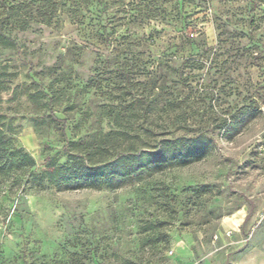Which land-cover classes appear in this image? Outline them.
<instances>
[{
	"label": "rangeland",
	"instance_id": "rangeland-1",
	"mask_svg": "<svg viewBox=\"0 0 264 264\" xmlns=\"http://www.w3.org/2000/svg\"><path fill=\"white\" fill-rule=\"evenodd\" d=\"M255 1L147 0L156 17L138 22L124 16L143 0H124L118 12L93 5L82 26L63 17L25 31L0 8L12 43L0 46V128L34 173L86 162L88 148L101 163L150 151L156 134L211 145L204 160L112 187L21 191L27 173L20 189L0 179V264H243L264 247V0Z\"/></svg>",
	"mask_w": 264,
	"mask_h": 264
},
{
	"label": "trees",
	"instance_id": "trees-1",
	"mask_svg": "<svg viewBox=\"0 0 264 264\" xmlns=\"http://www.w3.org/2000/svg\"><path fill=\"white\" fill-rule=\"evenodd\" d=\"M181 1L191 3L193 0ZM249 2L252 5L256 4L255 0H249ZM123 3L124 0H0V8L7 10L8 14L10 13L11 28L25 31L33 21L50 26L58 23L63 17L73 25L82 26L85 24L87 16L92 15L91 7L93 5L103 9L116 8L118 12V9L123 7ZM140 3L142 4L141 10L138 8L136 14L129 16L126 12L124 17L138 22L156 17L157 11L149 8L147 0ZM261 4L264 3L261 2ZM20 9H23L21 14L17 12ZM97 21L99 23L100 19L97 18ZM11 45L10 39L0 34V46L10 47ZM2 77L3 74L0 73V79ZM1 85L0 80V87ZM40 97H47V95L40 94ZM53 119L58 121L56 118ZM157 135L160 138L150 146V151L125 149L114 161L101 163L92 162L93 151L88 148L84 153L86 162H83L80 157H73L69 164L50 165L49 170L36 174L32 171L35 166L33 158L22 149L7 148L4 132L0 128V179L2 181L16 180L13 183H16V188L20 189L21 184L17 180V176L27 173L29 178L21 191L32 187L34 183L40 187L43 182L58 186L81 185L99 189L122 183L141 171L162 169L173 165L185 166L199 162L209 156L211 152L210 140L202 135L191 138L184 136L165 138L161 134L155 136ZM83 145L71 144L73 147Z\"/></svg>",
	"mask_w": 264,
	"mask_h": 264
},
{
	"label": "crops",
	"instance_id": "crops-1",
	"mask_svg": "<svg viewBox=\"0 0 264 264\" xmlns=\"http://www.w3.org/2000/svg\"><path fill=\"white\" fill-rule=\"evenodd\" d=\"M244 218L243 214L237 216V223L231 224L229 222V219H227V223L230 226L237 225L242 219ZM243 264H264V247L259 248L252 246L247 250L244 258H243Z\"/></svg>",
	"mask_w": 264,
	"mask_h": 264
},
{
	"label": "bare ground",
	"instance_id": "bare-ground-1",
	"mask_svg": "<svg viewBox=\"0 0 264 264\" xmlns=\"http://www.w3.org/2000/svg\"><path fill=\"white\" fill-rule=\"evenodd\" d=\"M237 217L235 216V217H233V218H230L229 219V222L231 223V224H236L237 223V219H236Z\"/></svg>",
	"mask_w": 264,
	"mask_h": 264
}]
</instances>
